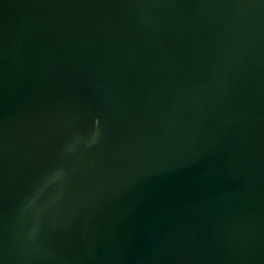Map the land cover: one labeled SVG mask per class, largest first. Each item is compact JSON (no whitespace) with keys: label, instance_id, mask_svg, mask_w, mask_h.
Listing matches in <instances>:
<instances>
[{"label":"water","instance_id":"water-1","mask_svg":"<svg viewBox=\"0 0 264 264\" xmlns=\"http://www.w3.org/2000/svg\"><path fill=\"white\" fill-rule=\"evenodd\" d=\"M0 264H264V0H0Z\"/></svg>","mask_w":264,"mask_h":264}]
</instances>
